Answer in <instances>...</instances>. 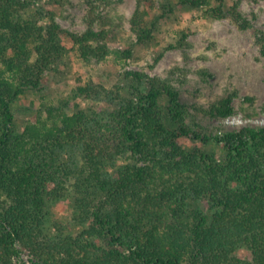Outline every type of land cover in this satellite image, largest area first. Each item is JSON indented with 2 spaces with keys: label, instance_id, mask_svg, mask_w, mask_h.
Listing matches in <instances>:
<instances>
[{
  "label": "trees",
  "instance_id": "1",
  "mask_svg": "<svg viewBox=\"0 0 264 264\" xmlns=\"http://www.w3.org/2000/svg\"><path fill=\"white\" fill-rule=\"evenodd\" d=\"M37 1L0 0V264H23V250L30 264H264V126L207 127L171 79L127 71V87L76 80L73 99L112 108L49 107L46 120L18 131L15 103L41 91L61 60L113 54L97 5L78 33L51 11L35 13ZM137 1L131 30L149 46L179 6L247 30L240 6L261 0L167 1L154 17L143 7L150 0ZM188 36L180 31L179 46ZM256 42L264 58V31ZM232 101L199 112L224 120L235 114ZM67 198L83 229L51 237L49 204Z\"/></svg>",
  "mask_w": 264,
  "mask_h": 264
},
{
  "label": "rangeland",
  "instance_id": "2",
  "mask_svg": "<svg viewBox=\"0 0 264 264\" xmlns=\"http://www.w3.org/2000/svg\"><path fill=\"white\" fill-rule=\"evenodd\" d=\"M167 1L179 0H150L143 7L154 17L163 13L162 5ZM231 2L228 0L226 6ZM92 5L98 6L96 14L106 17V27L111 31L108 43L113 54L103 62L89 64L75 52L61 60L57 74L46 75L41 91H28L15 103L18 131L38 117L46 120L49 107L63 108L69 114L77 103L86 110L112 108L103 100L73 99L71 93L76 80L79 77L84 81L93 80L108 89L116 85L127 87V71L171 79L180 90L182 101L207 127L264 126V58L256 42L259 32L264 31V0L241 4V12L251 22L247 30H241L230 18L206 19L202 10L179 6L162 22L156 33L157 42L149 46L139 44L131 30L130 20L138 7L137 0H111L109 5L98 0H38L33 11L44 14L51 11L64 29L82 33L88 28L86 19ZM181 30L189 34L183 46L178 44ZM66 42L70 44L68 39ZM128 48L133 51L131 58L119 57L116 53ZM229 96L233 97L235 114L232 117L219 121L199 112ZM73 208V198L49 204L46 216L49 236H54L59 228L65 233L82 231V225L74 220ZM32 258L29 251H22L21 263L30 264Z\"/></svg>",
  "mask_w": 264,
  "mask_h": 264
}]
</instances>
